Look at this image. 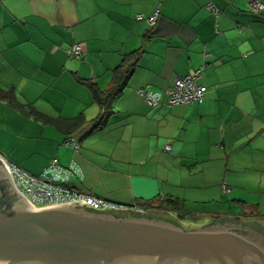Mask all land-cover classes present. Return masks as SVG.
Listing matches in <instances>:
<instances>
[{"label": "crops", "instance_id": "obj_1", "mask_svg": "<svg viewBox=\"0 0 264 264\" xmlns=\"http://www.w3.org/2000/svg\"><path fill=\"white\" fill-rule=\"evenodd\" d=\"M249 1L0 0V87L11 90L0 94V153L34 174L73 163L82 177L68 185L119 203L179 200L184 212H160L189 228L216 216L264 226V10ZM153 13V25L136 18ZM75 42L78 57L66 50ZM141 46L94 129L90 84L107 88ZM200 66L201 102L150 106L138 92L164 91ZM73 131L78 149L62 144ZM189 211L206 221L182 219Z\"/></svg>", "mask_w": 264, "mask_h": 264}, {"label": "water", "instance_id": "obj_2", "mask_svg": "<svg viewBox=\"0 0 264 264\" xmlns=\"http://www.w3.org/2000/svg\"><path fill=\"white\" fill-rule=\"evenodd\" d=\"M5 171L0 164V264H264V226L255 219H212L247 238L86 204L32 209Z\"/></svg>", "mask_w": 264, "mask_h": 264}, {"label": "built area", "instance_id": "obj_3", "mask_svg": "<svg viewBox=\"0 0 264 264\" xmlns=\"http://www.w3.org/2000/svg\"><path fill=\"white\" fill-rule=\"evenodd\" d=\"M249 10L260 13L264 10V3L260 0H250ZM211 10L216 13L217 9L209 5ZM137 19H145L150 25H153L156 19V13L145 17L143 14H137ZM70 56H81L85 50L83 42L72 43L67 49ZM202 67H198L192 72L176 76L169 88L164 91H151L145 88H139L138 92L144 97V102L150 106L170 107L176 104H187L201 102L204 98V86L198 82ZM62 144L73 149L79 148V142L76 133L67 136ZM166 149L168 145L164 146ZM0 164L4 167L9 178L18 191V193L27 201L32 209H42L64 204L81 205L97 209L99 211L111 210L114 212H139L145 213L150 210L149 205L138 203H119L91 193L76 189L67 184L70 177H82L81 169L71 163L67 167L59 165L52 161L45 167L41 173L34 174L24 168L16 165L0 153ZM225 192L229 188L223 186Z\"/></svg>", "mask_w": 264, "mask_h": 264}, {"label": "trees", "instance_id": "obj_4", "mask_svg": "<svg viewBox=\"0 0 264 264\" xmlns=\"http://www.w3.org/2000/svg\"><path fill=\"white\" fill-rule=\"evenodd\" d=\"M142 51L143 48L141 46L129 53H126L123 56L122 61L114 68L110 85L107 88L102 90L94 84H90L93 100L96 102L100 109L99 115L94 120V129L102 127L106 123L109 115L113 112L112 101L116 96H118V94H120L123 87L126 85L131 72L137 65L138 58L141 55ZM9 93H11L10 89H3L0 87V94H3V96H7ZM30 112H32L37 118H41L42 120L47 121L49 119L46 118L43 114L36 112L35 110L31 111L30 109ZM165 201L168 203L167 205L161 202L155 204L153 201H148L147 203L145 202L143 204L149 205L148 207H150V209L152 210L153 207H155L154 209L159 208L158 212L162 210V206H168L170 204L171 209L178 212H184V203L180 202L179 200L170 199V201ZM180 216L182 219L186 218L184 214Z\"/></svg>", "mask_w": 264, "mask_h": 264}, {"label": "flooded vegetation", "instance_id": "obj_5", "mask_svg": "<svg viewBox=\"0 0 264 264\" xmlns=\"http://www.w3.org/2000/svg\"><path fill=\"white\" fill-rule=\"evenodd\" d=\"M156 210L157 209H154V211L153 210H147L145 213L140 214V215L141 216H145V217H147L149 219H155V220H159V221H163V222H168V223L175 224V225H179V226L183 227L182 224H181V222H179L177 219H175V217L170 216V215H167L164 212L163 213L162 212H158ZM116 213H118V212H116ZM156 213H160V214H156ZM220 221L221 220H219V219H214V220L210 221L209 223H207L205 225H202V226L190 227V228L189 227H183V228H185V229H192V228L209 227V226H226V227L229 228V230L235 231L237 233H240V234L246 236V233L247 232L239 231L236 227H233V226L223 225ZM244 225L250 226L252 228L254 226L253 224H249V225L248 224H244Z\"/></svg>", "mask_w": 264, "mask_h": 264}, {"label": "rangeland", "instance_id": "obj_6", "mask_svg": "<svg viewBox=\"0 0 264 264\" xmlns=\"http://www.w3.org/2000/svg\"><path fill=\"white\" fill-rule=\"evenodd\" d=\"M14 196V195H13ZM202 208H206L205 206L204 207H202ZM206 209H208V208H206ZM211 209V208H210ZM212 209H214V208H212ZM150 210H152V209H150ZM193 210H195V209H193ZM197 210H200V209H197ZM153 211H154V207H153ZM156 214H160V213H156ZM185 216L186 217H189V218H192V219H196V223H195V226L196 225H200V223H199V221H201V220H204V221H206V217H196L197 215H195V212H191L190 213V211H189V213L188 212H186V214H185ZM191 216H193V217H191ZM182 224V223H181ZM182 226L183 227H186V225H185V223L183 222V224H182Z\"/></svg>", "mask_w": 264, "mask_h": 264}]
</instances>
